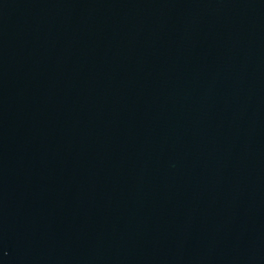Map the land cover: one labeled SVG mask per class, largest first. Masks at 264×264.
Wrapping results in <instances>:
<instances>
[{"label":"water","instance_id":"95a60500","mask_svg":"<svg viewBox=\"0 0 264 264\" xmlns=\"http://www.w3.org/2000/svg\"><path fill=\"white\" fill-rule=\"evenodd\" d=\"M0 264H264V0H0Z\"/></svg>","mask_w":264,"mask_h":264}]
</instances>
